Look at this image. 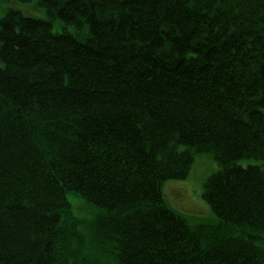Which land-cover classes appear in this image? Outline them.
Listing matches in <instances>:
<instances>
[{
  "label": "trees",
  "instance_id": "1",
  "mask_svg": "<svg viewBox=\"0 0 264 264\" xmlns=\"http://www.w3.org/2000/svg\"><path fill=\"white\" fill-rule=\"evenodd\" d=\"M18 1L46 17L0 19V264H264V0ZM196 153L191 224L163 185Z\"/></svg>",
  "mask_w": 264,
  "mask_h": 264
},
{
  "label": "rangeland",
  "instance_id": "2",
  "mask_svg": "<svg viewBox=\"0 0 264 264\" xmlns=\"http://www.w3.org/2000/svg\"><path fill=\"white\" fill-rule=\"evenodd\" d=\"M19 9L27 14L45 18V14L34 4H21L18 0H0V19L3 18L9 9ZM54 29L59 31L60 25L55 24ZM4 63L0 59V67ZM186 146L179 145V150H184ZM243 166L257 165L264 170V160L243 159L238 162ZM221 166L211 153H196L191 171L185 180H171L163 185L164 198L167 204L185 216L191 224L200 220H218L210 205L204 198L205 184L207 179L217 173ZM73 205H78L81 200L70 197ZM83 215V211H80ZM88 212V210H86ZM78 213V212H77ZM85 216V215H84ZM86 217V216H85ZM83 230V229H82ZM86 234V226L84 230Z\"/></svg>",
  "mask_w": 264,
  "mask_h": 264
}]
</instances>
